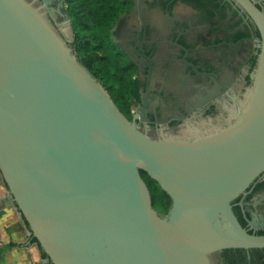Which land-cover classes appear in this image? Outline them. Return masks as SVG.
Returning <instances> with one entry per match:
<instances>
[{
  "label": "water",
  "instance_id": "1",
  "mask_svg": "<svg viewBox=\"0 0 264 264\" xmlns=\"http://www.w3.org/2000/svg\"><path fill=\"white\" fill-rule=\"evenodd\" d=\"M261 52L249 99L224 130L150 140L24 0H0V174L50 264H212L264 248L233 201L264 171V0H236ZM144 171L171 199L152 207Z\"/></svg>",
  "mask_w": 264,
  "mask_h": 264
},
{
  "label": "flooded vegetation",
  "instance_id": "2",
  "mask_svg": "<svg viewBox=\"0 0 264 264\" xmlns=\"http://www.w3.org/2000/svg\"><path fill=\"white\" fill-rule=\"evenodd\" d=\"M24 1L63 40L69 0ZM127 1L112 36L135 86L125 117L154 141H195L230 126L258 69L254 18L236 0ZM251 1L263 10V0ZM232 204L245 228L264 234V171ZM225 250L211 263L230 264ZM240 250L242 264H264V248Z\"/></svg>",
  "mask_w": 264,
  "mask_h": 264
},
{
  "label": "trees",
  "instance_id": "3",
  "mask_svg": "<svg viewBox=\"0 0 264 264\" xmlns=\"http://www.w3.org/2000/svg\"><path fill=\"white\" fill-rule=\"evenodd\" d=\"M127 0H69L68 13L73 31V49L78 61L95 77L109 94L117 108L125 116L129 98L135 90L132 72L113 42V28L123 11ZM151 198L153 209L159 215H166L171 199L144 171H139ZM41 257L46 258L36 238L30 236ZM15 243L6 245L9 249ZM255 251V250H254ZM1 252V249H0ZM243 250H225L222 255L230 264H242Z\"/></svg>",
  "mask_w": 264,
  "mask_h": 264
},
{
  "label": "crops",
  "instance_id": "4",
  "mask_svg": "<svg viewBox=\"0 0 264 264\" xmlns=\"http://www.w3.org/2000/svg\"><path fill=\"white\" fill-rule=\"evenodd\" d=\"M7 196L8 190L0 174V246L8 242L22 245L4 252V258L11 254L25 264H50L43 260L37 246L30 244L28 226L14 205L9 204Z\"/></svg>",
  "mask_w": 264,
  "mask_h": 264
},
{
  "label": "rangeland",
  "instance_id": "5",
  "mask_svg": "<svg viewBox=\"0 0 264 264\" xmlns=\"http://www.w3.org/2000/svg\"><path fill=\"white\" fill-rule=\"evenodd\" d=\"M73 40H74V36H73V31L72 28L69 29L65 35L63 36V41L65 42L66 46L68 48H70L72 54L77 58V55L73 49ZM78 60V59H77ZM13 243V242H8L6 245ZM16 244V243H15ZM6 245L0 246L1 252H0V264H25V262L20 261L16 256H12L11 254H9L10 256L7 258H4V252H6L7 250H12L13 248H21L20 246H22L21 244H17L16 247H12L9 249L6 247ZM38 253H40L39 249L37 248ZM46 262V261H45Z\"/></svg>",
  "mask_w": 264,
  "mask_h": 264
}]
</instances>
